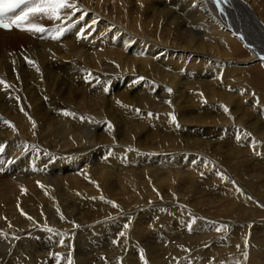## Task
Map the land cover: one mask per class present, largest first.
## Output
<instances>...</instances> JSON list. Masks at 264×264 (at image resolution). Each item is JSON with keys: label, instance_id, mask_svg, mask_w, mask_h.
<instances>
[{"label": "bare ground", "instance_id": "6f19581e", "mask_svg": "<svg viewBox=\"0 0 264 264\" xmlns=\"http://www.w3.org/2000/svg\"><path fill=\"white\" fill-rule=\"evenodd\" d=\"M255 1L227 0L217 5L215 0H78L87 15L79 19L81 14L77 13L62 25L76 24L71 28L74 33L81 27L83 36L76 40L74 33L52 38L60 21L41 38L0 29V80L9 85L0 84V97H7L9 103H0V114L9 121L0 118V140L9 145V151L0 156V232L9 235L7 240L0 236L2 264L4 260L5 264H58L54 253L75 256H71L73 264H145V260L147 264H243L245 251L247 264L261 263L264 142L260 139L264 141V129L258 131L260 156L252 154L248 132L240 115L234 114L233 120L223 119L229 126L223 128L224 138H216L217 150L200 151L202 148L191 147V142L190 147L182 143V148L175 142L178 134L170 128L175 108L179 114L175 101L173 108L167 105L165 109L145 94L140 100L144 113L137 115L128 106L133 98L119 92L123 79L140 82L141 76L148 77V66L157 74L160 68L155 60L166 61L169 71L171 67L178 74L181 66L187 65L190 78L213 77L226 66L224 82L243 76L236 87L245 90V83H249L257 91H264V69L260 70L258 61L250 68L246 66L248 69L229 65L241 47L252 54H264V39L260 37L262 43L258 44L255 27L243 22L238 13L259 14V1ZM172 31L174 36L188 34L187 48L168 45L171 40L167 36ZM103 40L108 46L101 47ZM235 61L241 62L237 58ZM154 76L156 102H164L170 96L165 88L172 89L173 82L164 86L162 77ZM174 91L180 88L175 86ZM261 96L264 99V94ZM114 107L124 116H118L121 125ZM146 109H152L147 111L151 115L145 113ZM139 119L142 129L150 124L162 128L151 136L159 141L153 142L150 153L134 140ZM184 120L182 117L180 124L188 126ZM106 124L114 129L107 131ZM233 127H238L240 136L236 158L221 152L238 132ZM98 136L102 139L97 140ZM166 142L175 148L174 153L163 149ZM176 151L184 153L179 156ZM95 162L92 175L101 180L93 177L87 181L94 189L87 188L88 184L84 187L80 175L89 173L88 164ZM78 165L85 171L79 173ZM146 176L160 187L154 189L144 183ZM21 210L28 215H22ZM217 227L221 231H216ZM226 254L230 256L224 257ZM59 264H67L66 259Z\"/></svg>", "mask_w": 264, "mask_h": 264}, {"label": "rangeland", "instance_id": "374dc122", "mask_svg": "<svg viewBox=\"0 0 264 264\" xmlns=\"http://www.w3.org/2000/svg\"><path fill=\"white\" fill-rule=\"evenodd\" d=\"M259 1V2H258ZM257 2L255 1V4L257 3V5H258V7H259V10L261 11V10H263L264 8V1H262L261 2V0H258ZM259 3H261V7H260V4ZM262 4H263V7H262ZM256 5V6H257ZM255 6V5H254ZM255 6V9L257 10V7ZM241 7V6H240ZM244 8V7H243ZM262 8V9H261ZM260 11H257V12H259V14H256V12H255V14L252 16L251 14H249V15H246L244 12H243V14L241 13V12H238L239 13V16L243 19V22H244V20H245V22H248V23H251V24H253V26L255 27V30H256V33H258L259 34V38L258 37H256V38H258L257 40H258V44H260V43H262V38L264 39V14L262 15V13L260 12ZM263 13H264V10L262 11ZM242 14V15H241ZM261 14V15H260ZM243 16H244V18H243ZM263 16V17H262ZM248 17H250V18H248ZM255 18V19H254ZM254 21H253V20ZM262 19V20H261ZM45 20V19H44ZM257 20V21H256ZM261 20V21H260ZM162 22H164V18H163V20H162ZM160 23L159 25V33H160V31H161V29H162V25L161 24H163V23ZM255 22V23H254ZM256 24V25H255ZM258 28H257V27ZM262 26V27H261ZM193 30V29H192ZM158 33V34H159ZM172 33H173V35H172ZM185 35V34H184ZM184 35H182L181 36V34H179V35H175L174 36V31H172L171 32V34L169 35V36H167V38L168 37H170L169 39L171 40V42L170 41H168V45H174V46H177V47H181V48H187V47H185V46H187L188 44H187V40H188V34H186L185 36ZM193 36L194 37H198L199 36V34H193ZM240 38L239 39H243L241 36H239ZM260 37H262L261 39H260ZM179 38L181 39V40H183V41H181V43H180V41H179ZM184 38V39H183ZM203 40V39H202ZM261 41V42H260ZM198 42H201V39H198ZM197 41H195V44H197L198 43ZM206 42L207 43H209L208 42V40H206ZM134 43L135 42H133V44L131 45V47L134 45ZM183 45V46H182ZM105 46H108V42L107 41H102L101 42V47H105ZM191 46H192V44H191ZM242 46H244V44H242ZM247 49L246 48H244V47H241L240 49H239V51L240 52H237L236 53V55L234 56L235 58H237V59H239L241 62H244V63H241V62H236L235 61V58H231V59H233V60H230L229 61V65L231 66L232 65V67H238L239 68V66L241 67V65L243 66V68H244V66L246 67H248V68H250L251 66H253V62H255L254 64L256 65V64H258L257 63V61L259 62V65H257V66H259V67H261L260 68V70H263L264 69V66H262V65H264L263 63H264V54L262 55V54H259V56H258V54H255V52L252 54L251 52L249 53V52H247L246 51ZM256 55V56H255ZM252 58V59H251ZM253 58H257L258 60H253ZM261 61H260V60ZM251 61H252V63H251ZM246 62H248V63H246ZM154 63H157L158 65H159V68H160V71L157 73V74H154V72L153 73H151L152 72V68L150 67V66H148V77H149V79H148V77L147 76H141V77H143L144 79H138L140 82H137V79H135V80H130V79H128L129 81H127V79L125 78V79H123L122 81H121V84H120V90H119V92L122 94V95H126L127 97H129V98H133V101L132 102H130V105H128L129 106V108H131V109H134L136 112H137V115H141V114H143L144 112L142 111V109L144 108V106H143V103L140 101L142 98H144V96H145V94H147L146 95V97L147 98H149L152 102H154L155 104H157V105H160V106H163V108H164V106H165V109L167 108V105L168 106H172V108H173V102H172V100L173 101H175V103H176V107H177V110H178V112H179V114H180V117H179V114L178 113H176V108H175V110H174V113H173V115L175 116V120H173L172 119V122L170 123V128L172 127L173 129H175V132H176V134H178V136H177V139L175 140V142H176V144H181V147L182 148H184V145L183 144H185L186 146H189L190 147V142H191V147H193L194 145L196 146V149L198 150V148H202V149H200V151L202 150V151H208V149H211L212 148V150L211 151H213V149H215V150H217L216 149V145H215V140H216V138L218 137V136H223L222 138H224V136H225V133H226V131H224L223 130V128H226L227 126H229V125H227V122H224L223 121V119H230V120H233V114L234 115H236L237 117H239V115H240V117H241V122H242V125H243V129H244V131L247 133L248 132V134L250 133V135H246V136H248V142H250L249 144H250V146H249V148L251 149V152H252V154L253 155H259L260 156V154L262 153V144H260L261 143V141L262 142H264L263 140H262V138L259 136V134L261 133V132H259L258 133V131H259V129L261 128V129H264V99H262L263 98V96H261L262 94H264V91L263 90H261V91H257L253 86L251 87L250 86V84L249 83H245V90H242L241 88H238V87H236V86H238L239 84L237 83V81H240L241 79H242V77L243 76H235V78L233 79V77H231L229 80H230V82L228 83H226V82H224V80H223V74H224V71H225V67L226 66H224V68H222V70L220 71V74L218 75V72L217 73H214V76L213 77H207L206 78V76H203L202 78H201V76L200 77H196L195 76V78H194V76L193 77H188V74L186 73V68H188L187 67V65H184L183 67L181 66V68H180V74H178V72H176V71H173V68H171L170 67V71H169V67L167 66V62L166 61H162V62H160L159 60H155V62ZM237 65H235V64ZM241 63V64H240ZM150 64H151V62H150ZM166 64V65H165ZM180 64H181V62L179 63V66H180ZM165 66V67H163V66ZM246 67V69H248ZM168 68V69H167ZM242 67H241V69H243ZM263 68V69H262ZM241 69H239V71H241V72H243L244 70H241ZM246 69H245V71H246ZM252 69V68H251ZM251 69H249V70H251ZM168 72H166V71ZM206 70L207 71H209L210 70V68L208 69V68H206ZM150 71V72H149ZM217 70H214V72H216ZM170 72V73H169ZM151 73V74H150ZM173 73V74H172ZM184 74V75H183ZM154 75H156L158 78L159 77H162V80H161V83H163V85L165 86L166 84L168 85L169 83L171 84L172 82H173V85H172V89H173V92H169L168 90L170 89V88H165V89H167V90H165V91H168L169 93H170V96H169V99H166V100H164V102H156L157 100H156V97H155V93H156V87H158V86H155L154 88H153V84L154 83H156V77L154 76ZM165 75V76H164ZM182 75V76H181ZM175 76V77H174ZM236 77L238 78V79H236ZM172 79V80H171ZM126 80V81H125ZM228 80V81H229ZM243 80V79H242ZM250 80V79H249ZM124 81V82H123ZM232 81H233V83H232ZM128 84H127V83ZM134 82H137V83H135L134 84ZM151 82V83H150ZM222 82V83H221ZM132 85H130V84ZM178 83H180L179 84V86H178ZM224 83V84H223ZM134 84V85H133ZM169 84V85H170ZM201 84H203V88L201 89V88H199V86H201ZM229 84V85H228ZM233 86H232V85ZM237 84V85H236ZM125 85V86H124ZM157 85H159V84H157ZM161 85V84H160ZM224 85V86H223ZM247 85H249V86H247ZM134 86V87H133ZM175 86H177L178 87V89L180 88V91H174V88H175ZM124 87V88H123ZM126 87V88H125ZM185 87V88H184ZM234 87V88H233ZM249 87V88H248ZM131 88V89H130ZM191 88H193V89H191ZM230 88H232V89H230ZM124 89L127 91L128 90V92H126V91H124ZM143 89V90H142ZM171 89V90H172ZM183 89V90H182ZM189 89V90H188ZM235 89L238 91H235ZM252 89V92H249L250 90ZM122 91H123V93H122ZM136 91V92H135ZM151 91V92H150ZM229 91V92H228ZM180 92H181V94L182 95H180ZM198 92V93H197ZM239 92H240V94H239ZM127 93V94H126ZM197 93V94H196ZM229 93L232 95H229ZM234 93V94H233ZM239 94V95H237V94ZM256 93H258V94H256ZM136 95V98H134L135 96L134 95ZM200 94V95H199ZM133 95V96H132ZM154 95V96H153ZM197 95V96H196ZM214 96L215 97V99L214 100H211V96ZM229 95V96H228ZM242 95H244V96H242ZM179 96L181 97V98H179ZM205 96V97H204ZM212 96V97H213ZM230 96H231V98H230ZM238 96H240V97H238ZM190 97V98H189ZM201 97V98H200ZM235 97V98H234ZM120 98L121 97H118V99L120 100ZM122 98H123V96H122ZM121 98V99H122ZM174 98H175V100H174ZM196 98H197V100H196ZM233 98V99H232ZM240 98V99H239ZM203 99V100H202ZM209 99V100H208ZM168 100V101H167ZM186 100L188 101L189 100V102H186ZM209 102H208V101ZM211 101V102H210ZM231 101H233L234 102V104L231 102ZM253 101V102H252ZM183 102V103H182ZM192 102H194V103H192ZM201 102V103H200ZM216 102V103H215ZM0 103L1 104H3L4 106L6 105V106H9V103H8V100H7V97H0ZM178 103H179V105H178ZM188 103V104H187ZM198 103V104H197ZM237 103H239L240 104V106H241V108L238 106V104ZM242 103V104H241ZM250 103V104H249ZM216 106H215V105ZM237 104V105H236ZM109 105H111V103H109ZM137 105V106H136ZM186 105V106H185ZM196 105H198V106H196ZM247 105H248V107H247ZM185 106V107H184ZM189 108H188V107ZM182 107V108H181ZM216 107V108H215ZM225 107H227L228 109H229V111L228 112H225L223 109L225 108ZM240 109H239V108ZM247 107V108H246ZM212 108V109H211ZM219 108V109H218ZM152 109H154V110H156L157 108H152ZM152 109H146L145 110V113L147 112V111H151ZM190 109V110H189ZM221 109V110H220ZM238 109V110H237ZM113 110L115 111H113L114 112V114L117 116L116 118H117V120L119 121V117H121V118H123L124 116H122V114L121 113H119V109H117L116 110V108L114 107L113 108ZM137 110H139V111H137ZM193 110H194V112H193ZM241 110H242V112H244V114L243 113H241ZM157 112H158V110H156ZM196 111V112H195ZM5 112V111H4ZM143 112V113H142ZM192 112V113H191ZM201 112V113H200ZM239 114H238V113ZM185 113V114H184ZM222 115H221V114ZM146 114H149V112H147ZM1 116H0V118L1 119H3V121H8L7 119L8 118H6L5 117V115H3V114H0ZM242 115L244 116V119H242L243 117H242ZM119 116V117H118ZM184 117V122H187V124H188V126L187 125H181L180 124V119H182V117ZM6 119H4V118ZM139 118H140V116H139ZM187 118V119H186ZM210 118V119H209ZM192 120V121H191ZM214 120V121H213ZM228 121V122H231V121ZM243 120V121H242ZM140 121V119L138 120V128H135L134 126H132V127H134L135 129H137V132H134V133H136V139H134V140H137V141H139V143H138V147H141V148H145V149H147L148 151H149V153H150V151H151V149H152V146H153V142H155V141H159V139H156L155 137H151V136H156V134L159 132H161L162 131V128H160V129H157L155 126H153V127H151V124L148 126V128H144V129H142V126H141V121ZM177 121V122H176ZM9 122V121H8ZM199 123V124H198ZM202 123V124H201ZM109 124H106V126L108 127V129H107V131H112L113 129H114V127H113V125H112V127L111 128H109V126H108ZM119 125H121V123H120V121H119ZM211 125V126H210ZM248 125V126H247ZM189 126H190V128H189ZM125 127V126H124ZM168 128H169V126H167ZM182 127V128H181ZM193 127V128H192ZM196 127V128H195ZM214 127V128H213ZM186 128V129H185ZM205 128V129H204ZM218 128V129H217ZM219 129H221V130H219ZM233 129H237V131H238V127H233ZM232 129V130H233ZM215 130H217V131H215ZM219 130V131H218ZM0 131L2 132V129H0ZM139 131V132H138ZM166 132H168V133H170L171 134V132L170 131H168V129L167 130H165ZM195 132H197V133H195ZM139 133V134H138ZM194 133V134H193ZM209 133V134H208ZM214 133V134H213ZM220 133V134H219ZM201 134V135H200ZM172 135V134H171ZM199 135V136H198ZM233 135V134H232ZM254 136V138H252L251 136ZM141 136V137H140ZM204 136V137H203ZM209 136V137H208ZM112 136H110L109 138H111ZM139 137V138H138ZM206 137V138H205ZM211 137V138H210ZM236 139H235V138ZM251 137V138H250ZM258 137L259 138H261L260 140L261 141H259L258 140ZM139 140H138V139ZM221 137H220V139L219 140H221L222 139ZM102 138L101 137H99L98 136V138H97V140H101ZM179 139V140H178ZM180 139H181V141H180ZM206 139H209V140H206ZM211 139V140H210ZM179 142H178V141ZM184 140V141H183ZM212 140H214V141H212ZM0 142H2V146H3V148H4V150H3V152L2 153H0V156L2 155V156H4V152L6 153L7 152V149H8V151H9V145H8V142H6V141H4V140H0ZM143 142V143H142ZM185 142V143H184ZM207 142V143H206ZM211 142H212V144H211ZM239 142H240V136H239V131L238 132H235V134L233 135V139H232V136L230 137V139H229V145H227V147H224L222 150H221V152L223 153V154H226V153H232L234 156H235V158H236V153H235V149H238V147L240 146V145H238L239 144ZM258 142V143H257ZM183 143V144H182ZM254 143V144H253ZM143 144V145H142ZM213 144H214V146H213ZM233 144V145H232ZM259 144V145H258ZM146 145H148V146H146ZM163 145V149H166L167 151H170V150H172V152L174 153V150H175V148H170V147H168L167 145H168V142H166L165 144H162ZM231 146V147H230ZM238 146V147H237ZM252 146V147H251ZM259 148H258V147ZM7 147V148H6ZM165 147V148H164ZM198 147V148H197ZM242 148V147H241ZM254 148H255V150H254ZM258 150V152H257V150ZM197 150H192V151H195V152H197ZM181 151H186V150H182L181 149ZM181 151H179V152H175V153H177V155H181V154H183L184 152H181ZM199 151V152H200ZM260 152V153H259ZM169 155H171V154H169ZM251 158H252V156H251ZM199 159V158H198ZM37 160V159H36ZM252 160V162L254 163L255 161H253V159H251ZM220 161V160H219ZM193 162H196V159L193 161ZM221 162V161H220ZM37 163H39L38 162V160H37ZM105 162H103V163H101V164H104ZM190 164L192 163V161H190L189 162ZM222 163V162H221ZM194 164V163H193ZM30 165H31V162H30ZM97 165V162H95V163H89L88 164V166H87V168L90 166V168H88L89 170H88V172L90 173H87L85 176H83V175H80V179H81V183H82V185L84 186V187H87V188H89V187H91V183L89 184L88 183V181H92L93 180V177L94 178H96V179H98L99 181L101 180V178L98 176H96V175H92V173H93V171H91V170H93V168H92V166H96ZM86 168V169H87ZM252 169H254L255 170V172L257 173V170H256V168H252ZM78 172L80 173V172H84L85 170H84V167H80V165H78ZM90 176V177H89ZM87 177V178H86ZM84 179H86V180H84ZM88 180V181H87ZM87 181V182H86ZM144 183H146V184H150L154 189H157L158 187H160V186H158V184L157 183H155L154 181H153V178H151V177H149V176H146L145 177V179H144ZM88 184V185H87ZM87 185V186H86ZM93 187V186H92ZM91 187V188H92ZM100 188V187H99ZM93 189H94V187H93ZM86 190V189H85ZM118 190V189H117ZM117 190L115 189V191L117 192ZM96 196V195H95ZM118 196H121V195H118ZM21 209V208H20ZM46 209H48V211L50 210V207L49 206H47V208ZM24 213V212H23ZM27 214V213H26ZM28 215V214H27ZM16 224V223H15ZM17 226H18V224H16ZM10 226V225H9ZM158 240V239H157ZM175 240H178V241H182L181 239H179V238H177V239H175ZM159 242H160V240H158ZM203 243H206V241H204ZM160 244H158V246H159ZM11 250L9 251V252H7V254H8V256H10L11 255ZM71 256H73V255H71ZM226 256H230V255H228V254H226V255H224V257H226ZM73 257H75V256H73ZM167 257V256H166ZM227 258V257H226ZM246 261V262H245ZM6 262H5V260H4V262H3V264H5ZM242 263L244 264H247V259L246 260H244V258H242ZM264 264V258L262 259V261H261V263L260 264ZM0 264H2V260H1V262H0ZM232 264H236V261L234 262V263H232Z\"/></svg>", "mask_w": 264, "mask_h": 264}, {"label": "snow or ice", "instance_id": "6c2138e0", "mask_svg": "<svg viewBox=\"0 0 264 264\" xmlns=\"http://www.w3.org/2000/svg\"><path fill=\"white\" fill-rule=\"evenodd\" d=\"M226 2L227 0H215V3L217 5ZM77 13L81 14L79 19H83L84 16L87 15V13L79 6L78 0H0V29H4L7 31H11L12 29H17L34 35L39 34L43 36L45 33L52 31V29H49L48 27L38 23L37 21L43 19H47L53 22L60 21L61 24H58L56 26V28L54 29L55 35L52 36L53 39H59V37L66 30L65 27L62 25L66 21L72 20ZM95 23L96 21L93 20L92 24ZM88 27L91 28L92 25H89ZM80 35L83 36V32H81ZM28 62L30 64L34 63L32 61H28ZM140 79L142 80L144 78L141 77ZM0 84H5V82L3 80H0ZM5 86L9 87V85L6 84ZM168 91L171 92V89H169ZM224 111L228 112L229 109L225 107ZM64 115L75 116L74 113H69V112H65ZM80 119L83 120L85 118L80 117ZM172 119L175 120L174 115L172 116ZM5 123H9V122L5 121ZM108 126L109 128L112 127L111 124H109ZM3 150H4L3 146L0 145V153H2ZM37 183L39 184L40 182L37 181ZM40 186L43 187V185ZM24 191H26V189ZM101 199H103V197H101ZM112 203L113 206L118 207V205H115L114 202ZM21 214L27 215L23 213L22 210H21ZM27 218L29 220L33 219L30 216H28ZM61 218L63 219L64 217L61 215ZM125 227H127V225H125ZM48 230L51 231V229ZM216 231L218 232L221 231V228L217 227ZM120 235L123 236L125 234L120 233ZM0 236H2L6 240L9 238V235L3 232H0ZM12 239H18V237L13 236ZM58 243L62 246L64 245L63 240L58 241ZM247 246H248V242L247 240H245V247ZM236 247L239 248L240 245H237ZM53 255L56 258L58 264L61 259H66L67 264H73L70 254L67 257H62L60 253H54ZM242 256L246 260L248 258L247 251L243 252ZM141 259H144L143 252H141ZM145 264H147L146 260H145ZM237 264H239V262H237Z\"/></svg>", "mask_w": 264, "mask_h": 264}]
</instances>
